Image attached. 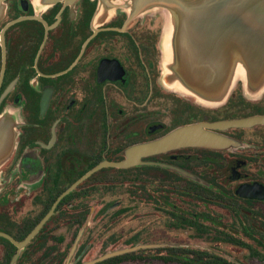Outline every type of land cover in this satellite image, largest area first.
<instances>
[{
	"label": "flooded vegetation",
	"instance_id": "af4514ba",
	"mask_svg": "<svg viewBox=\"0 0 264 264\" xmlns=\"http://www.w3.org/2000/svg\"><path fill=\"white\" fill-rule=\"evenodd\" d=\"M123 1L0 0V264H264V90L170 92L162 17ZM253 118L206 129L226 148L147 149Z\"/></svg>",
	"mask_w": 264,
	"mask_h": 264
},
{
	"label": "water",
	"instance_id": "95a60500",
	"mask_svg": "<svg viewBox=\"0 0 264 264\" xmlns=\"http://www.w3.org/2000/svg\"><path fill=\"white\" fill-rule=\"evenodd\" d=\"M120 6L162 17V83L170 92L214 108L223 105L238 84L250 96L264 90V0H125ZM260 121L179 129L147 149L160 152L187 142L222 149L234 142L207 128L225 130ZM147 247L109 253L90 264Z\"/></svg>",
	"mask_w": 264,
	"mask_h": 264
},
{
	"label": "trees",
	"instance_id": "16d2710c",
	"mask_svg": "<svg viewBox=\"0 0 264 264\" xmlns=\"http://www.w3.org/2000/svg\"><path fill=\"white\" fill-rule=\"evenodd\" d=\"M129 257H131V255L122 256L120 259L121 260H125V259H127ZM198 260H199V262L197 264H222L221 262H219V261H221L220 259L214 260V259L201 258V259H198Z\"/></svg>",
	"mask_w": 264,
	"mask_h": 264
},
{
	"label": "rangeland",
	"instance_id": "374dc122",
	"mask_svg": "<svg viewBox=\"0 0 264 264\" xmlns=\"http://www.w3.org/2000/svg\"><path fill=\"white\" fill-rule=\"evenodd\" d=\"M183 241H185V242H187V240L186 239H183ZM233 255H234V257H236V256H238L239 255V253H232ZM124 264H132V263H124Z\"/></svg>",
	"mask_w": 264,
	"mask_h": 264
}]
</instances>
